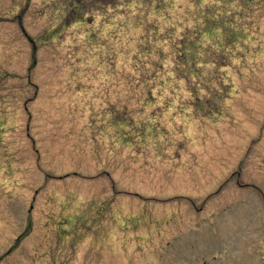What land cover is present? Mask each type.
I'll return each instance as SVG.
<instances>
[{
  "label": "rangeland",
  "instance_id": "rangeland-1",
  "mask_svg": "<svg viewBox=\"0 0 264 264\" xmlns=\"http://www.w3.org/2000/svg\"><path fill=\"white\" fill-rule=\"evenodd\" d=\"M0 0V264H264V0Z\"/></svg>",
  "mask_w": 264,
  "mask_h": 264
},
{
  "label": "trees",
  "instance_id": "trees-1",
  "mask_svg": "<svg viewBox=\"0 0 264 264\" xmlns=\"http://www.w3.org/2000/svg\"><path fill=\"white\" fill-rule=\"evenodd\" d=\"M79 1V3L81 2V0H78ZM104 1H106V2H108V3H115V2H117L118 0H104ZM125 3H129V2H132L133 0H123ZM140 1H144V2H148L147 4H150V3H152V1L153 0H140Z\"/></svg>",
  "mask_w": 264,
  "mask_h": 264
}]
</instances>
